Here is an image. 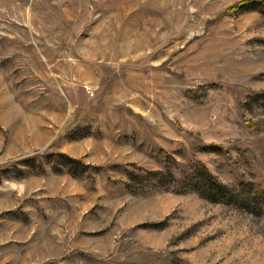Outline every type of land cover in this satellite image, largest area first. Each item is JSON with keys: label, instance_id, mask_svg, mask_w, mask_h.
Listing matches in <instances>:
<instances>
[{"label": "rangeland", "instance_id": "1", "mask_svg": "<svg viewBox=\"0 0 264 264\" xmlns=\"http://www.w3.org/2000/svg\"><path fill=\"white\" fill-rule=\"evenodd\" d=\"M242 1L0 0V264H264Z\"/></svg>", "mask_w": 264, "mask_h": 264}, {"label": "trees", "instance_id": "2", "mask_svg": "<svg viewBox=\"0 0 264 264\" xmlns=\"http://www.w3.org/2000/svg\"><path fill=\"white\" fill-rule=\"evenodd\" d=\"M237 13H243L247 11H256L261 14H264V0H245L237 4L235 7L231 8ZM220 187H223L220 185ZM261 194L264 195V189L261 191Z\"/></svg>", "mask_w": 264, "mask_h": 264}]
</instances>
